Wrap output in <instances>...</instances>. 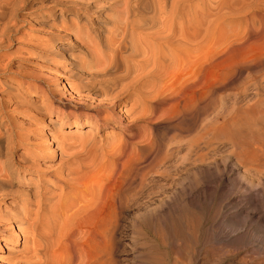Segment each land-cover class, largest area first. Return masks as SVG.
I'll return each instance as SVG.
<instances>
[{
  "label": "bare ground",
  "instance_id": "1",
  "mask_svg": "<svg viewBox=\"0 0 264 264\" xmlns=\"http://www.w3.org/2000/svg\"><path fill=\"white\" fill-rule=\"evenodd\" d=\"M22 1L0 0V17H5V13L12 8L11 6L20 5L18 3ZM72 1L71 3L78 7L76 10H64L63 7L58 9V12H53V8L51 11L49 8L51 13L49 12L50 15L48 14L45 18L52 24L56 19H60L75 26L76 29H87L94 39L99 41L94 49L91 48L92 46L82 49L83 45H80L82 48H77L76 55L79 58H89L91 63L89 67L81 63L83 60L69 54L71 63L79 64L78 81L81 82L79 84L81 86L71 88L70 85L67 89L80 94L77 92L79 88L93 85L96 98L100 99L97 103L95 102L97 105L94 106L97 108L92 111L93 113L75 112L76 114L67 116L66 122H72L76 127L92 126L94 122L99 121L103 125L117 129L116 132L120 134L122 130L116 128L115 124L121 123L123 119L132 123V126H129L130 129L133 127L135 129L139 123L151 125L154 120L181 116L203 96L216 88L213 73L219 61H221L220 64H230L236 54L242 53L243 50L248 53L246 50H251V47H256L260 56H264V23L261 22L263 20L246 22L240 24L241 26L238 24L240 32L233 35L234 31L227 40H218L219 43L224 44L222 55L215 58L214 54L215 27L222 25L221 28L226 29L223 24L257 13V10L264 9V0H116L115 11L113 6L109 9L114 14V18H109L108 13L107 15H104V12L98 14L104 19L106 25L102 24L100 18L89 15L97 8L94 6L93 9H89L88 1ZM101 1L111 3L115 0ZM196 1H201L200 11L198 9L192 11L194 8L184 9V6L187 4L191 6V3ZM14 8L16 6H13V10ZM12 11L10 13L8 11V15L11 16ZM262 15H264L263 12ZM7 18L9 20L8 16ZM6 23L2 20L0 32L6 27ZM13 24L11 23L10 27ZM55 28L53 26L52 29ZM58 28V32L63 37L71 39L66 45L56 47L57 52L62 53L64 57L67 56L64 53L66 48H69L71 52V48L74 47L72 41L76 43L78 35L70 36L72 33L69 34L66 27L64 29L62 27L63 31L57 26L56 29ZM54 31L56 33V30ZM79 43L77 42L76 45ZM75 58L80 62H75ZM253 60L251 59L252 62ZM154 81L155 83L152 84ZM65 86L67 85L64 84L62 87L65 88ZM84 97L86 96L83 95ZM123 100L131 101V105H128L129 110L122 112L121 105H126ZM113 106L119 107V111L113 113L114 110H112L110 114H102L103 111L110 112ZM247 110V116L253 114L250 107ZM55 115L61 122L56 127L59 128L64 121L63 113L57 112ZM50 121L52 120L49 119L48 122ZM86 129L89 131V128ZM140 131L137 130L136 134H121L106 148L96 146L94 140L85 138L86 134L83 133L84 136L81 138L83 141L80 140L82 143L77 149L80 152L75 151L70 157L68 155L65 157L68 165L61 168L63 170L61 179H59L60 176L55 179L61 182L62 192L67 189L66 194H85L84 197L74 196L75 198L65 200L66 202L61 204L65 194L60 192L61 195L45 203L40 200L22 203V212H19L21 217L10 229L9 239L3 240L7 241L11 247L10 249L9 246L5 247L8 250L4 257L0 255V264H117V233L124 210L121 195L126 187H129L130 182L133 184L132 179L143 177L145 175L143 172L150 170L155 164V159L150 155L153 154L151 139L145 136L146 133ZM210 141L207 139L193 148L189 158L193 166L206 163ZM5 146V152L10 154V146L6 144ZM236 152L237 161L242 165L243 171L240 172L237 167H234L227 199L218 204L213 216V220H223L225 224L223 227L217 226L215 230L208 233L212 240L219 239L218 234H222L225 229H228L226 231L228 234L234 233V235L227 242L217 241L213 244L217 252L213 250L214 252L205 255L200 264H244L245 257L239 258V255L247 252L246 247L250 245V240L257 238L264 246V183H255L252 180L255 177L264 182L262 173L264 171V139H243L242 143L236 146ZM207 179L204 181L206 182ZM84 180H88L87 187L83 185L84 183L82 184ZM218 180L220 176L217 177L216 181ZM212 186L213 189L207 188V185L204 189L197 186L187 188L183 196L185 204L202 210L203 205L200 201L220 190L219 184ZM225 207H227L226 214L222 216V210ZM24 212L28 213V216L31 214L29 220L24 219ZM6 215L9 216L11 213ZM24 224L29 225V238H26L25 244H29L30 248L22 252L27 251L30 256L24 257L21 252L23 255L21 258L16 251V246L20 243V237L25 234V230L22 229ZM3 249L0 241V251ZM253 264H264V262L255 261Z\"/></svg>",
  "mask_w": 264,
  "mask_h": 264
},
{
  "label": "rangeland",
  "instance_id": "2",
  "mask_svg": "<svg viewBox=\"0 0 264 264\" xmlns=\"http://www.w3.org/2000/svg\"><path fill=\"white\" fill-rule=\"evenodd\" d=\"M58 1L23 0L24 5L21 2L18 3L20 5H13L16 6L15 10L11 6L12 8L8 10L9 13L13 10L11 16L7 11L6 15L4 14L5 17H0V23L2 20L3 23L7 22L6 27L0 32L2 33L1 41L3 38V41H0V193L3 189L2 192L5 193L0 195V234H2L0 241L4 248L0 251V255L4 257L8 250L5 247L9 246V249L11 247L7 241L4 242V238L9 239L10 229L21 217L19 212H22V203L35 202V200L45 203L61 194L66 196H63L61 204L70 198L84 197L85 194H66L67 189L62 192L61 182L55 177L63 174L61 168L68 165L65 157L67 155L70 157L75 151L80 152L77 149L83 141L81 138L87 131L86 128H89V131L85 133V138L94 140V144L101 148L108 147L121 134H136L137 130H141L140 132L146 133L145 136L151 139L153 154L150 155L155 159V164L153 169L143 172L145 174L141 177L143 179H132L133 184L130 182L129 187H126L121 195L124 210L117 233V264H200L205 255L217 252L213 244L217 241L227 242L234 235V233L228 234L226 232L228 229H225L222 234H218L219 239L212 240L208 233L215 230L217 226L223 227L225 224L223 220H213L214 212L218 204L227 199L234 167H237L240 172L243 171L242 165L237 161L236 146L240 145L243 139H264V56H260L256 47H251V50H246L248 53L243 50V54L240 52L236 54L232 62L230 61L232 64H220L221 61H219L213 73L216 88L203 96L181 116L154 120L151 125L139 123L135 129L134 127L130 129L129 126H132V123L123 119L121 123L115 124L116 128L122 130L120 134L116 132L117 129L103 125L99 121L94 122L92 126L76 127L72 122H66L67 116L76 114L75 112L93 113L92 111L97 108L94 105H97L100 99L96 98L93 85L79 88L81 86L79 85L81 82L78 81L79 64H72L69 54L83 60L81 63L89 67L91 66L89 58H79L76 55L77 48L87 49L92 46L91 48L94 49L99 41L94 39L87 29H76L70 23L67 24V21L56 19L53 24L50 23L46 18L48 14L50 15L51 8L53 12H58V9L63 7L64 10L72 11L78 8L71 3V0ZM83 1L78 0V2ZM86 1H88L89 9H93L94 6L97 8L89 15L100 18L103 25L106 23L102 17L98 16L100 12H104V15L108 13L109 18H114V14L109 9L113 6L115 11L117 7L114 3L118 0L111 3L104 1L108 2L107 4L101 0ZM200 4L201 1H196L191 3V6L187 4L184 9L194 8L192 11L197 9L200 11L202 8ZM257 11L248 17L229 21V25L223 24L226 29L221 28L222 25L216 26L217 28L214 26L215 58L222 55L224 47L223 42L219 43L218 40H227L234 31L233 35L240 32L238 29L240 24L258 20H263L261 22L264 23V15H262L264 9ZM35 20L38 22H34ZM11 23L15 25L10 27ZM16 25L18 27H15ZM53 26L60 27V30L66 27L68 33H72L70 36L78 35L75 41L78 43L80 41L77 44L79 46L76 45L77 42L72 41L74 47L71 46L73 48L71 52L69 48L65 49L64 53L67 54L65 58L62 53L57 52L56 47L66 45L71 39L63 37L58 32L59 28L52 29ZM109 28L112 27L109 26ZM15 31L17 32L14 33ZM76 58L75 62L79 63L80 61ZM251 59H254V63ZM73 67L77 70L75 71ZM154 83L155 81L152 82ZM64 84L67 85L65 88L62 87ZM69 86L71 88L79 86L77 92L80 94L69 91ZM83 95L86 97L83 98ZM125 102L124 108L121 105L122 112L130 108L128 105L131 101ZM249 107L253 114L247 116ZM119 109L113 106L110 112L107 110L102 114H110L112 110L116 113ZM57 112L63 113L64 117L60 129L56 128L61 123L60 119L56 118ZM49 119L52 120L50 123ZM207 139L211 141L206 163L193 166L189 160L191 151ZM5 144L10 146V154L5 152ZM2 171L5 173L3 174ZM262 173L264 177V171ZM218 176L221 181H216ZM206 178L209 180L205 182ZM257 179L254 177L252 180L255 183H264L261 179ZM142 180L144 181L141 182ZM82 184L87 187L88 180H84ZM215 184H219L220 190L200 201L203 205L202 210L185 204L183 196L187 188L197 186L204 189L207 185V188L213 189L212 185ZM14 209L15 212L12 211ZM226 210L227 207L222 210V216L226 214ZM9 212L11 215H6ZM23 215L25 220H29L31 214L28 216V213L24 212ZM28 228L29 225L24 224L22 229L25 230V234L20 237V243L16 246L19 257L30 256L27 251L22 252L30 248L29 244H25L26 238H29ZM256 239L250 240V245L246 247L247 252L239 255V258L245 257L244 264H253L255 261L264 262V246L260 240L256 241Z\"/></svg>",
  "mask_w": 264,
  "mask_h": 264
}]
</instances>
